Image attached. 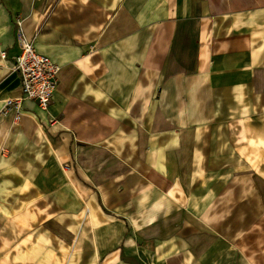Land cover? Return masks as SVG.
<instances>
[{
  "label": "crops",
  "instance_id": "crops-1",
  "mask_svg": "<svg viewBox=\"0 0 264 264\" xmlns=\"http://www.w3.org/2000/svg\"><path fill=\"white\" fill-rule=\"evenodd\" d=\"M1 51L0 264H264V0H0Z\"/></svg>",
  "mask_w": 264,
  "mask_h": 264
},
{
  "label": "built area",
  "instance_id": "built-area-1",
  "mask_svg": "<svg viewBox=\"0 0 264 264\" xmlns=\"http://www.w3.org/2000/svg\"><path fill=\"white\" fill-rule=\"evenodd\" d=\"M20 52L13 58L11 71L17 72L21 78V97H8L4 100L6 108L16 109L14 120H19L23 112L20 110V101L25 98L37 103L40 108L46 109L56 90L57 73L59 66L47 56L35 51L31 40L21 37ZM0 55L5 58V52Z\"/></svg>",
  "mask_w": 264,
  "mask_h": 264
}]
</instances>
